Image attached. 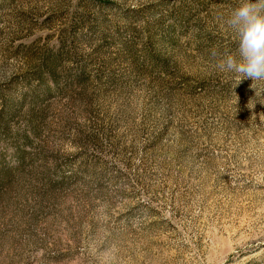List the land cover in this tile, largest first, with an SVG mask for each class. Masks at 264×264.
Here are the masks:
<instances>
[{"label": "rangeland", "instance_id": "rangeland-1", "mask_svg": "<svg viewBox=\"0 0 264 264\" xmlns=\"http://www.w3.org/2000/svg\"><path fill=\"white\" fill-rule=\"evenodd\" d=\"M239 2L0 0V264H264Z\"/></svg>", "mask_w": 264, "mask_h": 264}, {"label": "clouds", "instance_id": "clouds-1", "mask_svg": "<svg viewBox=\"0 0 264 264\" xmlns=\"http://www.w3.org/2000/svg\"><path fill=\"white\" fill-rule=\"evenodd\" d=\"M227 25L236 35L238 46L234 53L219 56L217 68L233 75L236 86L245 79L264 81V0H240ZM212 56L218 53L213 51Z\"/></svg>", "mask_w": 264, "mask_h": 264}]
</instances>
